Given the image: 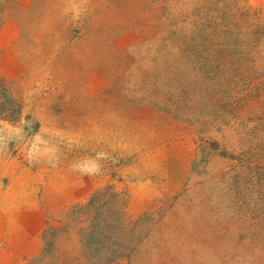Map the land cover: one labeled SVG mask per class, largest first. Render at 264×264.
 Wrapping results in <instances>:
<instances>
[{
    "label": "rangeland",
    "instance_id": "374dc122",
    "mask_svg": "<svg viewBox=\"0 0 264 264\" xmlns=\"http://www.w3.org/2000/svg\"><path fill=\"white\" fill-rule=\"evenodd\" d=\"M150 1L6 4L0 87L17 98L21 113L15 108L10 121L0 120V264L33 257L47 221L106 185L127 193L133 215L162 205L172 217L161 237L145 245L158 264H264V204L253 210L243 200V185L236 200L215 194L213 201L222 206L208 211L213 219L197 215L187 200L174 201L188 171L183 154L194 138L171 131L138 102L126 64L118 60L154 30ZM245 2L264 18V0ZM253 41L263 57L264 33ZM232 64L227 60L230 74ZM242 68L244 79L264 94V67L253 69L245 61ZM248 112L263 122L240 128L238 149L213 159L211 172L223 165L231 170L236 160L264 166V100Z\"/></svg>",
    "mask_w": 264,
    "mask_h": 264
},
{
    "label": "trees",
    "instance_id": "16d2710c",
    "mask_svg": "<svg viewBox=\"0 0 264 264\" xmlns=\"http://www.w3.org/2000/svg\"><path fill=\"white\" fill-rule=\"evenodd\" d=\"M10 2L0 1V27ZM149 7L155 14L150 26L154 30L118 60L126 64L138 102L162 117L171 131H185L194 138L183 154L182 159L189 160L188 171L174 201L187 200L197 215L213 219L208 211L222 206L213 197L228 194L236 200L243 185V200L248 198L253 210L260 208L264 166L259 160H236L233 169L223 165L217 173L209 167L213 159L227 158L237 148L241 138L235 133L240 128L263 122L246 112L261 105L264 94L242 76L245 61L253 69L264 67V56L253 41L264 33L263 15L245 0H151ZM227 60L233 63L232 74ZM0 91V120L8 122L15 108L21 113V106L2 86ZM29 118L22 119L24 130ZM128 206L127 193L111 185L98 188L47 221L37 253L23 264H158V255L147 252L145 245L161 237L164 222L172 217L162 205L138 215Z\"/></svg>",
    "mask_w": 264,
    "mask_h": 264
}]
</instances>
